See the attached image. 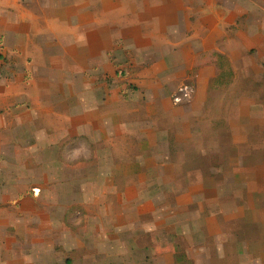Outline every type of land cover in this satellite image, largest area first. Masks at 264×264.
Wrapping results in <instances>:
<instances>
[{"label": "rangeland", "instance_id": "374dc122", "mask_svg": "<svg viewBox=\"0 0 264 264\" xmlns=\"http://www.w3.org/2000/svg\"><path fill=\"white\" fill-rule=\"evenodd\" d=\"M217 1L93 0V9L83 12L84 25L76 33H83L93 48V99L97 101L93 115L101 124L106 119L102 115L114 104L112 111L121 119L126 138L150 131L147 126L158 115L153 110L147 118L135 119L136 124L128 123L139 114L144 100L133 99L129 109L131 98L124 88L137 85L139 78L142 85L178 89L172 97L181 109L178 122L194 107L197 114L208 113L213 128L233 127L223 130L226 135L220 141L215 130L207 128L210 139H204L215 140L206 159L214 166L210 174L219 183L224 180L221 199L196 203L183 195L185 189L177 190V205L194 202L197 209L188 212L186 231L177 226L165 230L167 223L180 220L182 212L173 217L167 213L162 196L155 195L160 186L137 185V178L141 181L146 173L152 174L146 165L157 163L149 154L168 156L167 150L159 149L163 140L146 137L144 152L137 154L122 151L132 147L129 139L127 147L123 148L120 138L112 142L117 148L107 149L103 146L106 137L120 132L110 128L104 135L83 139L90 146L80 147V185L71 184L75 173L57 170L59 166L51 162L55 169L51 184L27 187L30 198L24 196L17 203L16 244L0 245L3 264H264V0H220L219 5ZM122 28L129 36L119 33ZM107 31L115 38L109 48L99 36ZM166 56L169 60L162 64L163 70L171 61L179 63L170 82L158 84L155 80L164 81V73L144 72L159 64L155 60L166 61ZM192 62L209 70L199 82L187 70ZM198 85L204 86L208 99L194 105L201 96ZM224 88L229 95L220 90ZM161 93L157 91L159 97ZM184 95L188 98L177 100ZM219 98L230 104L229 111L215 105ZM184 153L182 157H190ZM70 162L68 154L61 160ZM109 167H113V177ZM174 185L186 187L182 180ZM42 194L44 199L37 197ZM1 226L5 233L3 222ZM11 235H15L14 227Z\"/></svg>", "mask_w": 264, "mask_h": 264}, {"label": "crops", "instance_id": "0c3cea01", "mask_svg": "<svg viewBox=\"0 0 264 264\" xmlns=\"http://www.w3.org/2000/svg\"><path fill=\"white\" fill-rule=\"evenodd\" d=\"M216 3L219 5L221 1ZM88 8L93 9V0H0V245L3 242L10 246L16 244L17 203L24 196L29 197L26 195L28 186L35 185L40 189L51 184V171L55 170L51 168V162L59 166L57 170L75 173L71 184L80 185V147L88 144L83 139H93V135H104L108 129L117 128L120 132L111 134L112 137L107 136L103 146L107 149H111V146L117 148L112 142L122 138L123 148L127 147V132L122 130L121 119L113 112L116 105L111 104L110 109L113 111L106 109L105 116L102 115L106 117L104 125L98 116L93 115V107L97 106V101L93 99V48L87 44L83 33H76V29L84 25L83 12ZM119 33L129 36L124 28ZM99 36L105 48H109L115 40L112 32L107 31ZM166 57L164 62L155 60L154 63L159 64L144 72L154 75L164 73V81L160 78L155 80L158 84L171 80L179 63L172 64L171 61L168 69L163 70L162 64L169 60V56ZM187 70L196 75V82L203 80L204 71H209L195 62ZM111 72L114 75V71ZM210 79L208 76L207 82ZM185 80L181 83L184 84ZM135 83L137 85H125L124 88L131 98L128 108L134 106L135 98L144 102L139 114L129 118V125L136 124L135 119L140 116L147 118L150 110L158 115L147 126L150 131L136 133L135 138L129 139L132 147L122 151L135 154L144 152L142 146L146 137L159 136L163 140L159 149L167 150L168 156L163 157L165 154L156 152L149 154L157 163L146 165L152 174L146 173L141 181L137 178V185L160 186L159 190H155V195L162 196L163 208L167 213L173 217L182 212L180 220L167 223L165 230L177 226L179 230L186 231L188 212L197 209V205L194 202L177 205V190L185 189L183 195L188 200L194 199L196 203L211 197L221 199L219 189L224 185V180L219 183L210 174L214 166L206 159L207 152L208 160L210 158L215 140L205 142L204 139H210L207 128L215 130L216 141H220V137L226 135L223 130L233 127L227 124L221 129H216L215 125L213 128L208 113L197 114L198 109L194 107H189L184 118L178 122L176 116L181 114V109L176 107L172 99L178 89L169 85H142L139 78ZM180 89L184 90L182 87ZM203 89V85H198L201 96H197L194 105L207 101ZM159 90L162 91L160 97L157 94ZM220 90L225 92V96L229 95L227 89ZM215 105L220 111L230 109V104L220 98L215 101ZM160 110L167 116L157 112ZM194 116L196 119H193ZM218 121L221 120H215ZM152 132L155 134L150 135ZM195 145L197 149L193 147ZM184 152H188L190 157H182ZM66 154L72 162L61 163ZM89 154H93V149ZM155 155L160 156L157 158ZM225 168L222 166L221 169ZM109 170L113 177V167H109ZM65 178L66 175L62 174L61 179ZM179 179L186 183L185 188L176 189L174 183ZM37 197L45 198L43 194ZM203 216L201 212L200 217ZM2 222L6 226L5 233L2 231ZM12 227L15 228L13 237ZM2 250L0 248V264H3Z\"/></svg>", "mask_w": 264, "mask_h": 264}, {"label": "built area", "instance_id": "2783aa9c", "mask_svg": "<svg viewBox=\"0 0 264 264\" xmlns=\"http://www.w3.org/2000/svg\"><path fill=\"white\" fill-rule=\"evenodd\" d=\"M120 76H122L123 75V72L121 71L120 73ZM187 97V95H184L183 97H179V98H177V100H182V99H184V98H186Z\"/></svg>", "mask_w": 264, "mask_h": 264}]
</instances>
